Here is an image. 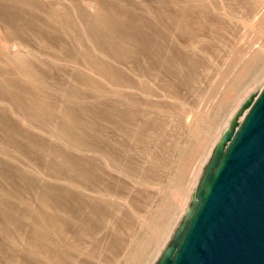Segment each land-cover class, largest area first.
Masks as SVG:
<instances>
[{
    "label": "rangeland",
    "instance_id": "obj_1",
    "mask_svg": "<svg viewBox=\"0 0 264 264\" xmlns=\"http://www.w3.org/2000/svg\"><path fill=\"white\" fill-rule=\"evenodd\" d=\"M264 83V0H0V264H154Z\"/></svg>",
    "mask_w": 264,
    "mask_h": 264
},
{
    "label": "water",
    "instance_id": "obj_2",
    "mask_svg": "<svg viewBox=\"0 0 264 264\" xmlns=\"http://www.w3.org/2000/svg\"><path fill=\"white\" fill-rule=\"evenodd\" d=\"M154 264H264V83L210 151Z\"/></svg>",
    "mask_w": 264,
    "mask_h": 264
},
{
    "label": "bare ground",
    "instance_id": "obj_3",
    "mask_svg": "<svg viewBox=\"0 0 264 264\" xmlns=\"http://www.w3.org/2000/svg\"><path fill=\"white\" fill-rule=\"evenodd\" d=\"M255 93H257V92H255ZM255 93H252V94H255ZM251 95V94H250ZM233 117V116H232ZM231 120V119H230ZM230 120H228V121H230ZM229 123V122H228ZM221 136V135H220ZM217 143V142H216ZM215 145V144H214ZM212 147H214V146H212ZM201 170H202V168H201ZM201 173V172H200ZM200 176V175H199ZM196 185V184H195ZM194 191V190H193ZM193 193V192H192ZM171 236V235H170Z\"/></svg>",
    "mask_w": 264,
    "mask_h": 264
}]
</instances>
